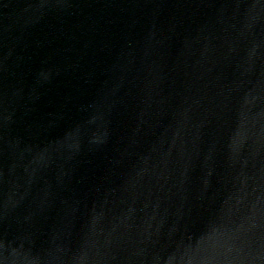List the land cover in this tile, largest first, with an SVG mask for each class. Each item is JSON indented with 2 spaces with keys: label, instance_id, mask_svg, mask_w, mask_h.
Segmentation results:
<instances>
[{
  "label": "water",
  "instance_id": "1",
  "mask_svg": "<svg viewBox=\"0 0 264 264\" xmlns=\"http://www.w3.org/2000/svg\"><path fill=\"white\" fill-rule=\"evenodd\" d=\"M0 264H264V0H0Z\"/></svg>",
  "mask_w": 264,
  "mask_h": 264
}]
</instances>
